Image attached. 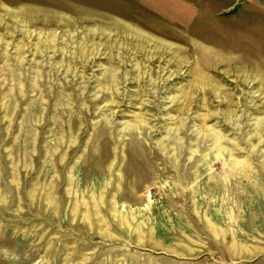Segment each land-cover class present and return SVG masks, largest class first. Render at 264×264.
Here are the masks:
<instances>
[{
	"label": "rangeland",
	"instance_id": "obj_1",
	"mask_svg": "<svg viewBox=\"0 0 264 264\" xmlns=\"http://www.w3.org/2000/svg\"><path fill=\"white\" fill-rule=\"evenodd\" d=\"M0 264H264V0H0Z\"/></svg>",
	"mask_w": 264,
	"mask_h": 264
}]
</instances>
